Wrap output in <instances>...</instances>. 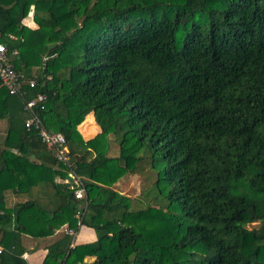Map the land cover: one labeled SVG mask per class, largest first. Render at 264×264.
Returning <instances> with one entry per match:
<instances>
[{
	"label": "trees",
	"instance_id": "trees-1",
	"mask_svg": "<svg viewBox=\"0 0 264 264\" xmlns=\"http://www.w3.org/2000/svg\"><path fill=\"white\" fill-rule=\"evenodd\" d=\"M0 41L37 81L0 85V264H27L22 236L65 224L96 239L72 246L62 232L40 264H264V0H0ZM38 93L67 162L24 125ZM70 164L82 199L63 181ZM143 165L161 201L133 208L113 184ZM42 183L47 200L6 206L7 191Z\"/></svg>",
	"mask_w": 264,
	"mask_h": 264
},
{
	"label": "built area",
	"instance_id": "built-area-1",
	"mask_svg": "<svg viewBox=\"0 0 264 264\" xmlns=\"http://www.w3.org/2000/svg\"><path fill=\"white\" fill-rule=\"evenodd\" d=\"M15 39L14 36H9ZM17 53L16 49L9 50L4 42L0 41V85L4 86L10 94L21 93L24 84L29 87H34L36 85V74L28 79H24L22 74L16 71L11 62V57ZM46 59V58H44ZM45 100V95L43 93H38L36 97L25 101L24 109L29 113V116L24 120V125L26 128H33L36 130L37 135L40 137L41 141L45 146L52 150L56 160L61 162H67V151L68 147L66 145V140L61 132L54 131L43 123L39 114L35 111V107L40 103L39 108L43 109L42 102ZM70 170L67 172L68 178H64V182H69L71 179L77 186L73 190V196L76 199L84 198V185L82 182V177L77 175L73 171V164H70ZM76 217L79 216V212L75 214ZM63 233L75 236L76 231L69 228L67 224L58 228ZM73 246V243L71 244ZM6 251L4 245L0 243V253Z\"/></svg>",
	"mask_w": 264,
	"mask_h": 264
},
{
	"label": "rangeland",
	"instance_id": "rangeland-1",
	"mask_svg": "<svg viewBox=\"0 0 264 264\" xmlns=\"http://www.w3.org/2000/svg\"><path fill=\"white\" fill-rule=\"evenodd\" d=\"M24 24H26L27 26L31 27V28H35L36 24H34V22L32 21V11L29 12L28 16L24 19L23 21ZM37 67H34L32 69L33 72L36 71ZM93 121V120H92ZM86 126L83 127V129L80 127L81 129V135L84 136V139H89L92 136H94L96 134V125L95 123L93 124V122L91 123L90 121L86 122ZM4 136V133H0V142L2 140ZM118 144L117 142L114 140L113 136H109V148H108V152L107 154L109 156H117L118 155ZM149 170H147V165H143V169L136 172V173H127L124 176H122L117 182H115L113 184V188H115L116 190H118L123 196H129L131 198H133L132 200V206L133 208H139V207H143L146 203H150V204H158L161 200L160 196L156 193V191L153 189L152 185L154 180L157 177V168H149ZM47 186V183H42V184H38L36 186H34L30 192H28L27 194H23V195H19L17 196L16 194H11L8 195L7 199H6V204L7 205H11L13 202H15L18 199H23V197L25 198H32L35 192V190L38 188V190H40L39 192H36L34 194L35 197H41L43 200H47L49 198V192H51V188H45ZM44 188V189H42ZM43 190V191H41ZM42 194V195H41ZM53 196V194H52ZM41 205H44L46 208H48L49 206L46 205L45 203L41 202L40 200L36 199ZM83 226L85 225H81L78 228V232L74 237V241L76 243H83L80 242L82 238H80V234L83 230ZM249 228L252 227H256L258 226V223L254 222V223H249L247 225ZM90 229V228H89ZM93 238L95 235V231L92 228L91 229ZM96 236V235H95ZM38 238H35V240H37ZM26 247H29V244L25 243ZM31 246V245H30ZM33 246V245H32ZM29 251V250H28ZM195 259H201V256H195ZM87 262H89L90 260H87V258L85 259Z\"/></svg>",
	"mask_w": 264,
	"mask_h": 264
},
{
	"label": "crops",
	"instance_id": "crops-1",
	"mask_svg": "<svg viewBox=\"0 0 264 264\" xmlns=\"http://www.w3.org/2000/svg\"><path fill=\"white\" fill-rule=\"evenodd\" d=\"M32 21H33V19H32ZM79 131L81 132L80 127H79ZM0 133H4V122L3 121L0 122ZM39 191L40 190H38V188H37L35 190L34 194L36 192H39ZM11 194H14V193H12L11 191H7L6 192V199H7L8 195H11ZM25 198H26V196H25ZM6 199H5V204H6ZM11 205L6 204V206H11ZM63 227H64V225H63ZM83 227L84 228L80 234V238H82L80 242L86 243V242L94 241L96 239V236L94 235V238H93V235L91 232L92 228L88 227V226H83ZM77 232H78V230L76 231L75 235L77 234ZM61 233H62L61 230L56 229L52 235L44 237V238H38L37 240H35V238H33V237L23 235L22 236V244L25 247L26 251L22 254V258L26 261L27 264H40L42 262L43 257L45 256V254L47 252V246L51 242H53ZM74 237H73V245L80 244V243H76L74 241ZM25 243L29 244V247H26ZM90 259H92V258H90V257L87 258V260H90Z\"/></svg>",
	"mask_w": 264,
	"mask_h": 264
}]
</instances>
